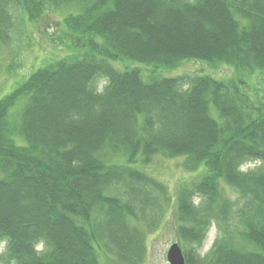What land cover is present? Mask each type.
I'll use <instances>...</instances> for the list:
<instances>
[{
  "label": "trees",
  "instance_id": "obj_1",
  "mask_svg": "<svg viewBox=\"0 0 264 264\" xmlns=\"http://www.w3.org/2000/svg\"><path fill=\"white\" fill-rule=\"evenodd\" d=\"M58 13L62 39L86 51L31 72L0 101V264H100L103 249L144 264L172 200L135 168L158 158L203 173L173 201L186 263L264 264V88L248 91L264 77V0H0V57L16 60L27 23ZM191 61L237 77L145 81L113 66ZM248 163L259 168L243 173ZM213 221L220 235L202 258Z\"/></svg>",
  "mask_w": 264,
  "mask_h": 264
},
{
  "label": "rangeland",
  "instance_id": "obj_2",
  "mask_svg": "<svg viewBox=\"0 0 264 264\" xmlns=\"http://www.w3.org/2000/svg\"><path fill=\"white\" fill-rule=\"evenodd\" d=\"M25 29V27H24ZM67 33L64 24L63 16L59 13L48 15L37 24L31 25L27 23L25 35L18 37L13 43L14 51L17 52L18 58L14 60L13 55L2 53L0 57V101L16 91L30 76L31 72L46 66L56 59H61L72 55L73 53L80 55L83 54L85 49H77L75 52L71 49V41L67 37H62ZM13 58V59H11ZM113 66L120 71H127L132 69H139L142 72L143 79L148 81L151 75H161L165 77H178L181 75H209L217 80L235 79L237 77L234 69L227 66L212 67L203 62H185L175 70L154 69L150 66L141 65L133 62L113 63ZM104 82L101 80L94 84L99 92L102 91ZM264 88V77L256 74L249 82L248 91L251 95L255 93L260 94ZM182 160H163L155 159L144 167H137L135 170L146 175L153 177L161 183L168 194V198L172 200L171 208L169 203H165V210L169 213L164 218L163 223L157 229L155 234L151 235L147 240L148 253L144 264H169L167 261V251L172 244H182L179 242L177 235V218L174 213V203L180 187H190L199 182L203 173H186L182 167ZM258 164L248 163L241 167L243 173L252 170H257ZM141 170V171H140ZM225 194L234 205L240 206L238 195L229 187L225 186ZM237 195V196H236ZM203 203L201 196L194 198V206H200ZM237 207H233L235 212ZM233 216V215H232ZM224 224V222H223ZM237 226V221L225 223L224 227ZM229 230L234 231L231 228ZM239 229V228H238ZM220 235L218 224L216 221L210 224L204 234V240L198 250L199 256H206L213 248L217 238ZM102 247V245H101ZM182 249V248H181ZM198 249V248H197ZM104 250V249H103ZM100 252V264H121L114 259L113 256L107 253L106 250ZM3 251V248H1ZM183 252V250H182ZM184 253V252H183Z\"/></svg>",
  "mask_w": 264,
  "mask_h": 264
},
{
  "label": "water",
  "instance_id": "obj_3",
  "mask_svg": "<svg viewBox=\"0 0 264 264\" xmlns=\"http://www.w3.org/2000/svg\"><path fill=\"white\" fill-rule=\"evenodd\" d=\"M169 264H186V258L178 244H173L167 253Z\"/></svg>",
  "mask_w": 264,
  "mask_h": 264
}]
</instances>
